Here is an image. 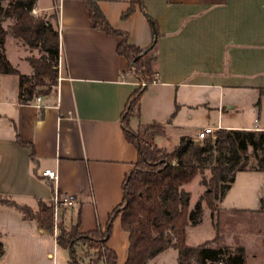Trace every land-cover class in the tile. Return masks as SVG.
<instances>
[{
	"label": "crops",
	"instance_id": "1",
	"mask_svg": "<svg viewBox=\"0 0 264 264\" xmlns=\"http://www.w3.org/2000/svg\"><path fill=\"white\" fill-rule=\"evenodd\" d=\"M97 3L109 23L127 33L129 44L149 46L153 34L148 17L157 25V73L154 82L143 87L139 114L130 119L133 129L140 124H162L165 132L153 141L173 150L179 140L171 149L166 145L171 129L178 125L176 116L192 118L195 110L208 106L205 88L212 86L222 93L244 91L254 96L250 100L257 113L253 125L221 128L264 130V0H142L147 15L136 5L126 19L121 14L129 7V0ZM35 9L41 15L53 9L57 13L58 79L51 92L40 95L39 101L33 98L40 105L37 107L18 101L17 75L0 74V194L33 210L37 209V199L52 197L51 187L62 195L74 194L72 205L56 212L57 229L62 225L69 230L79 221V231L87 232L98 224L104 227L108 214L121 201L124 175L137 159L135 145L125 137L121 116L129 95L140 85L128 60L117 53L122 37L94 28L82 0H37ZM150 86L158 87L149 93ZM240 100L236 96L225 98L223 93L216 106L219 115L243 112L248 105ZM150 101L158 109L148 112ZM195 134L184 136L194 138ZM17 136L30 145L19 144ZM45 168L56 171L55 181L41 176ZM200 181L197 175L184 185L190 192V209L205 190ZM234 182L235 178L215 201L218 209ZM192 183L202 187L194 199L189 190ZM30 200L34 204H28ZM205 208L215 229L211 211L202 201L201 221L187 225V238L189 228L201 224ZM245 210L260 211V205ZM213 233L202 242L212 239ZM56 237L57 230L51 235L35 220L24 219L18 209L0 204L4 248L0 264H72L70 250L60 246ZM107 245L117 253L116 264H125L128 232L119 216L113 221ZM240 246L247 251V245ZM74 251L78 259H86L84 246L76 244ZM147 264H177V251L167 248Z\"/></svg>",
	"mask_w": 264,
	"mask_h": 264
},
{
	"label": "trees",
	"instance_id": "2",
	"mask_svg": "<svg viewBox=\"0 0 264 264\" xmlns=\"http://www.w3.org/2000/svg\"><path fill=\"white\" fill-rule=\"evenodd\" d=\"M2 1L0 74L17 75V99L27 104L39 94H48L57 84L60 46L57 13L54 11L52 17L55 23H52L32 13L37 0H8L5 6ZM82 1L94 28L122 37L116 50L128 60L133 75L151 82L157 73L155 44L158 29L155 21L148 17L153 34L152 43L147 47H138L127 42V33L109 23L97 0ZM129 3V7L121 14L122 19L129 17L136 5L146 14L142 0H129ZM3 18L13 20L10 29L14 38L41 51L39 57L28 59L33 70L31 76L21 73L5 54L7 30L2 25ZM144 90L141 87L133 90L121 116L125 137L137 149V159L122 181L121 201L108 214L104 227L98 224L94 229L80 232L79 221L69 230L59 225L57 243L70 250L72 264H77L74 248L79 243L93 250L94 257L88 264H97L99 261L116 264L117 253L107 245V240L113 221L119 216L122 228L128 232L125 264H147L150 258L170 247L177 251V264H247L245 248L221 243V234L218 232L210 240L189 245L187 225L201 221L202 201L210 209L211 218H214V213L218 211L215 201L230 187L237 172L264 171V130L218 128L214 137L209 136L201 141L181 136L173 150L168 151L153 141L156 135L165 132L162 124H140L137 129L130 125L131 117L139 114ZM17 140L23 146L30 145L18 136ZM33 154L32 151L31 158ZM197 175H200L205 190L190 209V192L184 185ZM51 190L54 191L52 187ZM0 204L18 209L24 219L35 220L40 228L53 235L54 205L51 198L37 199L36 210L1 194ZM260 210L264 212L263 198H260ZM3 250L0 241V256Z\"/></svg>",
	"mask_w": 264,
	"mask_h": 264
},
{
	"label": "rangeland",
	"instance_id": "3",
	"mask_svg": "<svg viewBox=\"0 0 264 264\" xmlns=\"http://www.w3.org/2000/svg\"><path fill=\"white\" fill-rule=\"evenodd\" d=\"M8 0L2 1L3 6L7 4ZM54 9L48 14L41 15L40 13L34 15H40L47 21L55 23L52 15ZM13 20L10 18H3L2 25L7 30V37L4 44L5 54L10 62L21 72L28 76L33 74V70L29 64L30 57H39L41 51L39 48H31L20 39H16L12 36L10 29ZM132 72V71H131ZM133 74V73H132ZM139 81L138 86L141 83H151L146 78L140 77L137 79ZM154 80V79H153ZM8 88H12V83L7 84ZM155 87L150 86V91H153ZM53 90L51 88L50 92ZM224 93V97L235 96L241 99V103L248 105L245 107L243 112L239 114L231 113L226 115L221 114L216 106L219 103L221 95ZM222 91L220 92L219 87H206L205 94L208 101V106L202 105L197 110L192 113V118L182 116L178 114L176 120H178V125L171 129L170 140L167 143L168 149H171L174 144L179 140L180 136L189 135L197 133L201 128L212 127L217 128V126L222 127L226 125L230 126H251L257 121V113L252 109L251 99H253L252 92H241V91ZM41 95V94H39ZM144 106V102H143ZM158 106L152 101L147 103V111L152 112ZM175 118V117H174ZM169 119L173 118L171 115ZM219 123V125H218ZM209 176V172H207ZM189 190L192 192V198H197V195L201 193L202 187H198L196 183H192L189 186ZM264 198V171H240L236 174L235 182L226 198L221 209H218L214 213V230L209 224V212L205 208L204 216L202 222L199 226L195 228H189L187 243L198 244L207 238H211L214 235V231L221 234V243H235L236 246L245 244L247 245V259L246 263H261L264 264V212L263 211H251L245 209H256L259 208V198ZM28 204H34L33 200L27 201ZM55 231V230H54ZM60 230L57 229V235ZM80 246H84L87 254L86 259H78L75 257L77 264H88L93 255V250L88 249L87 246L79 243ZM167 259H171L170 254H166ZM91 257V258H90ZM248 260V261H247Z\"/></svg>",
	"mask_w": 264,
	"mask_h": 264
},
{
	"label": "built area",
	"instance_id": "4",
	"mask_svg": "<svg viewBox=\"0 0 264 264\" xmlns=\"http://www.w3.org/2000/svg\"><path fill=\"white\" fill-rule=\"evenodd\" d=\"M32 13L33 14H37V10L35 9V7L32 9ZM59 66V64H58ZM152 82H154V80H152ZM151 82V83H152ZM147 83H141L142 87L147 86ZM41 98L40 95L35 96L34 99L36 101H39ZM34 99H31L27 104H31V105H35L37 107H40V105L36 102L34 103ZM221 127H217V128H212V127H205L202 129H199L197 131V133L195 134V137L193 138L195 141H201L209 136L214 137L215 131ZM41 176L44 178H47L51 181H55L57 178V173L54 169H50V168H45L44 170H42L41 172ZM53 205H54V217H56V212L58 210V208L60 207H69L72 205L73 201L75 200V196L74 194H59L57 191L54 190L53 195L51 197ZM54 229L57 230V224L54 220Z\"/></svg>",
	"mask_w": 264,
	"mask_h": 264
}]
</instances>
